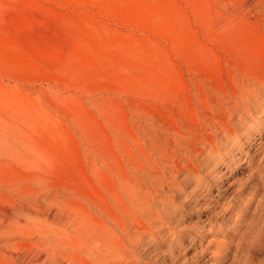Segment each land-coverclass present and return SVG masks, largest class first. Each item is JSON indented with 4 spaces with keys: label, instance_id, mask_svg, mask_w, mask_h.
Here are the masks:
<instances>
[{
    "label": "rangeland",
    "instance_id": "rangeland-1",
    "mask_svg": "<svg viewBox=\"0 0 264 264\" xmlns=\"http://www.w3.org/2000/svg\"><path fill=\"white\" fill-rule=\"evenodd\" d=\"M261 79L264 0H0V264H264L211 254L264 220ZM250 87L242 150L196 189L188 141Z\"/></svg>",
    "mask_w": 264,
    "mask_h": 264
},
{
    "label": "bare ground",
    "instance_id": "bare-ground-1",
    "mask_svg": "<svg viewBox=\"0 0 264 264\" xmlns=\"http://www.w3.org/2000/svg\"><path fill=\"white\" fill-rule=\"evenodd\" d=\"M261 80H264V79H261ZM258 82V81H257ZM244 83V82H243ZM252 84H253V81H252ZM256 84V83H254ZM246 85V84H245ZM250 86V85H249ZM242 87V85H241ZM240 87V88H241ZM244 87V86H243ZM247 87V86H246ZM251 88L253 87H250L247 88V89H243V92L242 93H236V97H234L236 100L233 102L229 99H231V97L229 96L227 102L228 104L232 103L233 104V107H234V112L231 111V112H228V107L227 105H219L218 101V105L217 103H215L214 105L219 108L218 109V112H216L215 110L212 111V108L211 109V114L210 115H206V120L208 121V125L210 126V130L209 131H213V135H208V137H204L203 135H199V136H194L192 137L193 138V141L191 142L188 141V144L189 146L185 147V151L186 153L183 155L184 156V159H186V163L185 165L183 166V170H185L186 172H188V175L189 174H193V179L196 181V189H199L201 187V183H202V180H203V175H204V172L206 171V169L208 170V174L207 175H204V176H210V177H213L215 176L213 173V170L214 169H218L222 166H227L228 163H225L224 161V150L225 148H227L228 145H233V146H236V149L238 151H241L242 150V146L239 145V142H240V138H239V131L242 129V127L244 126V120H242L241 118H244L243 116L246 117L247 116H250V111H249V108H253L254 106V103L253 101H251V98H250V94H254L252 93L253 91L251 90ZM237 90V89H236ZM237 92V91H236ZM252 96V95H251ZM226 99V98H225ZM206 101V100H205ZM209 101H212V100H209ZM215 101V100H214ZM208 102V101H207ZM222 103V102H221ZM223 104V103H222ZM204 105V104H203ZM208 106V105H206ZM211 106V104H210ZM213 106V105H212ZM231 106V105H229ZM232 107V108H233ZM207 108V107H206ZM205 108V111L204 112H208V110H206ZM230 108V107H229ZM217 109V108H216ZM233 110V109H231ZM255 113V112H254ZM235 115L236 117L239 116L240 118L237 119V121L235 122H232V120L235 118ZM203 116V115H202ZM205 117V116H204ZM202 119V117H201ZM205 119V118H204ZM203 119V121H204ZM206 121V122H207ZM202 122V121H201ZM201 124V123H200ZM206 125V124H205ZM200 126V125H199ZM207 126V125H206ZM205 126V127H206ZM204 127V126H203ZM202 128V127H201ZM208 128V126H207ZM200 129V128H199ZM198 130V129H197ZM204 130V129H200V133L201 131ZM205 131V130H204ZM202 131V134H204L205 132L207 131ZM246 131V130H245ZM190 132H188V135L191 137L192 135L189 134ZM192 133V131H191ZM198 133V132H197ZM209 133V132H208ZM242 133V132H241ZM246 133V132H245ZM207 134V133H206ZM186 134H184L185 136ZM195 135V134H194ZM243 135V134H242ZM241 135V136H242ZM206 136V135H205ZM182 137V136H181ZM188 137V136H186ZM244 137V136H243ZM183 139V138H182ZM245 141V140H244ZM248 142V141H247ZM181 143V142H180ZM183 143V142H182ZM176 144V143H175ZM174 144V145H175ZM182 145V144H180ZM183 146H186V145H182ZM176 147V146H175ZM174 149V148H173ZM176 149V148H175ZM184 149V147H183ZM173 152V151H172ZM175 153V152H174ZM205 153L204 156H202L203 154ZM173 154V153H172ZM176 155V154H175ZM182 156V157H183ZM172 157V156H171ZM175 157V156H173ZM202 157V158H200ZM173 160V158H171ZM175 159V158H174ZM261 163H264V158H261ZM214 162V163H213ZM173 163V162H172ZM260 163V164H261ZM175 164V163H174ZM173 165V164H172ZM182 166V165H181ZM174 167V166H173ZM249 167V166H248ZM256 167V166H255ZM175 168V167H174ZM173 168V169H174ZM211 168H213L212 170H210ZM256 171H254L257 176H259V174H264V169H261V170H258L259 167L255 168ZM254 169V170H255ZM177 170V169H176ZM210 170V171H209ZM177 172V171H176ZM215 172V171H214ZM217 172V171H216ZM175 173V172H174ZM254 173V175H255ZM190 176V175H189ZM188 176V177H189ZM175 177V176H173ZM186 177V176H185ZM191 178V177H190ZM214 178V177H213ZM257 178V177H256ZM259 178V177H258ZM176 179V178H175ZM219 179V178H218ZM174 180V179H173ZM186 180V179H185ZM251 180V179H250ZM187 181V180H186ZM186 181L185 183L183 184V186L185 187V184H186ZM188 181H191V179H189ZM192 182V181H191ZM194 183V182H193ZM173 185H174V188L175 189H178V191H181L182 192V188L180 186L177 185L176 181L174 180L173 181ZM192 185V184H191ZM187 186V185H186ZM190 186V185H189ZM195 186V185H194ZM195 188V187H194ZM260 188V187H259ZM174 189V190H175ZM185 189V188H184ZM194 189V190H196ZM202 189V188H201ZM206 190V189H205ZM226 190V189H224ZM257 190V189H256ZM173 191V189H172ZM210 192V191H209ZM175 193V191L173 192ZM172 193V194H173ZM236 193H242L241 190H239L238 192ZM181 194V193H180ZM174 195V194H173ZM220 195V194H219ZM260 197V196H259ZM173 198V197H172ZM220 198V197H219ZM222 198V197H221ZM221 200V199H220ZM260 200V199H259ZM173 201V200H172ZM170 203H173L171 202V200L169 201ZM238 202V201H237ZM174 204V203H173ZM260 204V203H258ZM163 206V205H162ZM172 206V204L170 205ZM174 206V205H173ZM232 206V205H231ZM223 207V206H222ZM233 207V206H232ZM179 208V207H178ZM177 208V209H178ZM225 208V207H223ZM211 209V208H210ZM174 210V209H173ZM222 211H220L219 213H212L216 216L220 215V214H226L227 213V210L226 209H221ZM171 210L169 209V206H163L162 207V215H164L165 217L162 218V217H158V219L161 221L160 223L162 224V226H160V231L162 232L165 228H168V226L166 227V220H169V215L172 214L170 212ZM178 211V210H177ZM176 211V212H177ZM217 211V210H215ZM230 211V210H229ZM233 211V210H232ZM235 211V210H234ZM260 211L262 212V215H264V207H262L260 209ZM182 212V211H181ZM218 212V211H217ZM245 212V211H244ZM257 212V211H256ZM183 213V212H182ZM248 213V212H247ZM246 214V213H245ZM256 214V213H255ZM174 215V214H173ZM213 215V216H214ZM227 215H230V214H227ZM211 216V215H210ZM216 216L215 217H212V218H215L216 219ZM219 217V216H218ZM217 217V218H218ZM225 217L226 215L223 217V219L225 220ZM212 218H209V220L211 221ZM227 218V217H226ZM241 218H243V213H242V216L239 215L238 217V223H240L239 221L241 220ZM222 219V220H223ZM244 220V218H243ZM246 220V219H245ZM170 221V220H169ZM217 221V220H216ZM242 221V220H241ZM247 221V220H246ZM244 222V226H248L247 230H243L242 231V228L240 229L239 231V226L237 227L236 231L235 232H239L237 233H234L233 237L230 239V241L228 240L227 242H225L222 238L223 241H220L218 240V243H216L217 245L216 246V250L214 252H210L214 257H215V260L216 262H220L222 257L225 256V251H228V249L230 248V246L233 244V241L239 239V242L237 245V248L240 249L241 247L244 246V241L248 240L250 243H248V246L251 247V248H257V247H262L264 246V220H262V225H258L257 226L259 227L258 229H255L254 233H253V236L250 235V232L251 230H254L252 229L253 227L251 226L252 223H254V221H251V222H248L249 224H247V222ZM224 222V221H223ZM140 224V223H139ZM225 224V223H224ZM141 225V224H140ZM208 225V224H207ZM214 225V224H213ZM212 225V226H213ZM223 226V225H222ZM237 226V225H236ZM241 226V225H240ZM151 229L155 228L154 226H150ZM159 228V227H158ZM208 228V227H207ZM222 228V227H221ZM228 228V227H227ZM232 228V227H231ZM157 229V228H156ZM203 229V227H202ZM220 229V228H219ZM235 229V228H234ZM228 230V229H227ZM157 231V230H156ZM204 231V230H203ZM229 231V230H228ZM215 232V231H214ZM212 233V232H211ZM216 233V232H215ZM143 234H151L150 233V230H148L146 227L144 226H140V230L138 231V235H139V244H142L143 243ZM205 234V233H204ZM208 234V232H207ZM214 234V233H213ZM221 234V233H220ZM219 234V235H220ZM158 235V234H157ZM232 235V234H231ZM215 236V235H214ZM218 237V236H217ZM224 237V235H223ZM228 237V236H227ZM230 237V236H229ZM238 237V238H237ZM225 238V237H224ZM214 239V238H213ZM212 239V241H213ZM227 239V238H226ZM203 239H201L202 241ZM216 240V239H214ZM200 241V240H199ZM211 241V240H210ZM211 241V242H212ZM247 241V242H248ZM215 242V241H214ZM212 242V243H214ZM203 243V242H202ZM211 243V244H212ZM209 244V243H208ZM206 244V245H208ZM210 245V244H209ZM196 246V244H195ZM206 247V246H205ZM204 247V248H205ZM201 248V247H200ZM206 248H209V247H206ZM205 248V249H206ZM203 250V249H202ZM207 251V250H206ZM238 251V250H237ZM243 251V250H242ZM247 251V250H246ZM204 252V251H203ZM236 252V251H234ZM205 253V252H204ZM203 254V253H202ZM246 254V253H245ZM233 255V254H232ZM202 256V255H201ZM203 257V256H202ZM136 260H137V263H139L141 261V254H140V251H136V256H135ZM134 258V259H135ZM196 258V257H195ZM248 259V258H247ZM193 260H196V259H193ZM249 260V259H248ZM198 261V259L196 260ZM195 262V261H194ZM193 262V263H194ZM252 262V261H251ZM136 263V264H137ZM192 263V262H191ZM187 264V263H186ZM189 264V262H188ZM242 264V263H241Z\"/></svg>",
    "mask_w": 264,
    "mask_h": 264
}]
</instances>
